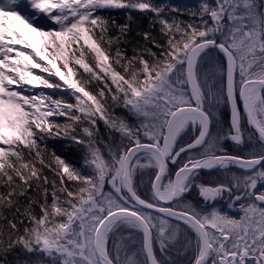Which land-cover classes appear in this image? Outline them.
Wrapping results in <instances>:
<instances>
[{"label":"trees","instance_id":"1","mask_svg":"<svg viewBox=\"0 0 264 264\" xmlns=\"http://www.w3.org/2000/svg\"><path fill=\"white\" fill-rule=\"evenodd\" d=\"M251 3L71 0L65 22L78 29L61 38L50 34L45 50L50 65L38 61L33 67L24 59L16 66L23 95L17 102L26 115L27 135L8 140L0 168V264H28L26 256L43 254L39 238L54 239L68 228L70 210L88 194L85 179L97 164L112 170L121 167L133 145L132 129L144 124L138 98L190 46L206 43L196 72L199 82L207 81L204 93L214 99L203 98V111L234 113L225 94L224 60L216 46L231 54L236 94L244 81L264 79V52L238 55L231 49L234 29L246 26V5ZM255 3V12L264 19V5ZM81 28L83 33L78 31ZM246 32L241 28L239 38ZM218 94L221 98L215 100ZM75 230L78 237L86 238L80 228ZM119 230L140 237L136 227L125 222L115 224L108 234ZM153 243L155 254L167 252L157 238Z\"/></svg>","mask_w":264,"mask_h":264},{"label":"flooded vegetation","instance_id":"2","mask_svg":"<svg viewBox=\"0 0 264 264\" xmlns=\"http://www.w3.org/2000/svg\"><path fill=\"white\" fill-rule=\"evenodd\" d=\"M263 92L264 90L261 97L264 104ZM236 106V113H230L229 116L203 113L209 121V132L205 138V124L201 118L186 116L178 120L172 132L176 139L173 150L166 145L165 138L166 124L174 113L163 116L164 125L134 127L131 136L133 145L125 152L121 167L115 170L118 178H112V175L103 177L96 188L102 197L112 196L115 207L106 210L105 207L98 206L93 198L89 199L90 205L84 207L85 197L74 210L81 214V219H87L83 225L81 220L76 219L77 223L81 222L78 228L86 233V238H54L52 240L55 241L56 252L50 255H28V264H66L69 261L73 264H105L95 253L94 233L101 220L116 211L131 212L147 224L155 264H196L203 256L205 247L194 224L178 214L192 217L203 229L208 247L203 264H241L247 260L258 264V260L264 261V163L256 167H245L227 159L264 158V142L248 127L238 99ZM250 114L256 126L264 133V113ZM191 117L200 120L201 129L189 124ZM138 145L154 147L164 159L165 172L157 186L159 198L172 200L176 182L182 194H176L168 205H162L155 199L153 182L160 168L161 157L156 151L150 150L135 153L129 161V179L134 194L150 206L175 214L162 217L145 211L130 201L123 181L124 157L130 148ZM219 158L226 159L215 162ZM205 162L209 164L203 165ZM196 165L206 171L187 175L180 173L181 169ZM86 183L89 192L94 186ZM166 193H169L168 198H163ZM143 197L151 198V203L143 200ZM91 222L97 223L93 232L85 227ZM120 222L132 224L140 232V237L134 231L119 230L113 233L117 234L115 240H112L111 235L112 239L108 241L105 238L107 232L119 222L113 224L104 234L103 241L109 261L112 264H148L140 229L133 222ZM252 225L256 227L250 232ZM153 237L157 238L158 244L166 253H154ZM244 240L250 243L251 248L248 246L241 249V242L244 243ZM66 242L70 246L64 248L63 243ZM76 252L79 254H75Z\"/></svg>","mask_w":264,"mask_h":264},{"label":"rangeland","instance_id":"3","mask_svg":"<svg viewBox=\"0 0 264 264\" xmlns=\"http://www.w3.org/2000/svg\"><path fill=\"white\" fill-rule=\"evenodd\" d=\"M24 1L0 0V168L4 161L5 145L8 143V140L17 138L27 130L26 115L17 102V99L23 97V95L18 89L20 84L15 75L16 66L24 59L30 61L33 67H36L38 61H43L46 66H49L51 60L45 50L46 45L50 41V34L54 33L61 38L65 37L66 34H70L69 30H75L76 28V26L65 22L72 10L71 0ZM251 1L254 3L246 5L247 14H249L246 26H243V24L236 26L234 34L230 39L231 49L238 52V55L250 53L257 55V53L264 52V19L262 15L255 12L257 7L255 1ZM34 6L36 8H33ZM262 12L264 15V8ZM164 21L168 24L165 18ZM241 28H245V31H247L245 35L243 34L242 39L239 38ZM78 31L83 33L82 28ZM207 45L212 46L213 44L209 43ZM205 46V42H202L196 48L193 45L190 46L179 56L174 65L157 79L155 85L138 98L137 106L141 112L138 114L144 117L143 125H164L163 116L166 113H172V110L175 108L193 106L203 111V98L207 97L208 100L214 99V96H206L203 83L206 84L207 81L203 78L199 82L196 72L199 58ZM98 65L100 68L105 69L101 62ZM187 74L190 75V86L187 84ZM19 79L21 81V78ZM186 86L187 88L185 89ZM217 91L221 92V89L218 87ZM225 94L229 99L227 90ZM221 95L218 94L215 100H220ZM262 101L261 96L257 100L249 101L252 113H264ZM190 123L196 125L199 129L202 127L200 120L195 117L189 119ZM113 174L117 176L115 170L106 167L104 164H97L92 175L85 179V182L91 183L94 188L89 190L86 200L83 202L84 207L90 205L89 199L91 198L94 199L98 206L105 207L106 210H111L115 207L116 203L112 196L105 195L102 197L98 190H96L100 179ZM115 182L117 183L116 180ZM81 218L82 216L77 210L71 209L70 221L72 223L68 225L67 229H63L58 233L56 238H65V234L69 239L70 237H78L75 229L79 227V223L82 222L81 225H83L87 221V219L83 220ZM76 219L81 220V222L77 223ZM96 225L97 223L91 222L85 225V227L90 232H93ZM241 225L247 226L246 224ZM251 227L250 232L254 231V227L256 226L252 225ZM69 232L72 233L69 234L70 236L68 235ZM108 232L105 238L111 241L113 237L112 240L114 241L117 234H111L113 235L111 237ZM39 239V243L43 245L39 250L43 254L50 255L55 253L56 246L54 245L55 241L52 240L53 238L51 239L47 236ZM48 243H50L51 248L50 245H47ZM248 246L251 248L250 243H246V240H244V243L241 242V249L242 247L248 248ZM86 250L87 253H90L88 249ZM75 254H79V252ZM258 262H260L258 264H262L261 262L264 264V261L258 260ZM66 264H73V262L69 261ZM241 264L257 263L247 260Z\"/></svg>","mask_w":264,"mask_h":264},{"label":"water","instance_id":"4","mask_svg":"<svg viewBox=\"0 0 264 264\" xmlns=\"http://www.w3.org/2000/svg\"><path fill=\"white\" fill-rule=\"evenodd\" d=\"M261 2L262 4H264V0H256ZM217 50L220 52V54L222 55V58L224 60V64H225V84L228 88L229 91V95H230V99H231V106L233 107V109L236 111V97H235V85H234V78H233V65H232V58H231V54L229 53V51L222 45H217ZM187 83L190 86V75L187 74ZM254 84L257 85L260 90L264 89V80H249V81H245L239 90L238 93V100L240 102L241 105V110L242 113H244V116L247 120V124L248 127L251 128V130H253L257 136L260 138V140L262 142H264V133L256 126L255 122L253 121L252 117H251V111H250V107L247 101V97H246V87ZM174 114H172V116L168 119V122L166 124V138H165V142L166 145L173 150V148L176 145V139L172 136V132H173V128L176 124V122L178 120H180L183 117L186 116H198L199 118H201L205 124V132H204V138L207 136L208 132H209V121L207 119V117L203 114L204 112L201 111L200 109L196 108V107H182L180 109H178L177 111L173 112ZM156 151L160 157H161V164H160V168L158 171V174L153 182V194L155 199L162 205H168L170 204V202L175 199V195L176 194H182L181 190L179 189V186L177 184V182L175 183L174 186V193H173V199L172 200H163L161 198H159L158 192H157V186L158 183L160 181V179L162 178L164 172H165V162L163 157L161 156L159 150L155 149L152 146H148V145H138L135 147H132L128 150V152L126 153L125 157H124V169H123V181H124V185L127 191V195L130 199V201L137 207L157 214L159 216L162 217H168L170 214H175L172 213L171 211L168 210H163V209H158L155 208L153 206H150L144 202H142L133 192V188L129 179V161L131 159V157L140 151ZM226 158H219L216 159L215 162H222L223 160H225ZM230 161H235L241 165H246L249 167H256L259 166L261 164L264 163V158L261 159H257V160H238V159H233V158H227ZM215 168V166L213 167ZM206 171L205 168L196 165L193 167H189V168H183L180 170V173H191V172H204ZM179 216L187 219L188 221L192 222L196 228V230L198 231L200 238L204 244L205 250L203 253V256L197 260L196 264H203V262L205 261L206 258V254L208 253V247H207V241H206V236L204 234L203 229L200 227V225L198 224L197 221H195L192 217L187 216L185 214H178ZM118 221H130L135 223L138 228L140 229L141 233H142V237H143V249H144V253L147 259V263L148 264H155L153 261V255H152V247H151V233L149 230V227L147 226V224L137 215L131 213V212H127V211H116L113 213L108 214L106 217H104L101 222L98 224L95 233H94V250L96 255L98 256V258L103 261L105 264H112L107 256V253L103 247V238H104V233L105 231L114 223L118 222Z\"/></svg>","mask_w":264,"mask_h":264},{"label":"bare ground","instance_id":"5","mask_svg":"<svg viewBox=\"0 0 264 264\" xmlns=\"http://www.w3.org/2000/svg\"><path fill=\"white\" fill-rule=\"evenodd\" d=\"M245 93H246V97L251 102V101L259 99L260 88L257 85L251 84V85L246 87ZM208 164H209V162H205L203 165H208ZM180 179H182V178H180ZM168 195H169V193L164 194L163 198H168Z\"/></svg>","mask_w":264,"mask_h":264}]
</instances>
